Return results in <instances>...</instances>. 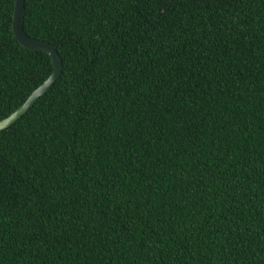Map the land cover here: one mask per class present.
<instances>
[{"label":"trees","instance_id":"1","mask_svg":"<svg viewBox=\"0 0 264 264\" xmlns=\"http://www.w3.org/2000/svg\"><path fill=\"white\" fill-rule=\"evenodd\" d=\"M0 0V119L51 73ZM62 70L0 130V264H264V0H25Z\"/></svg>","mask_w":264,"mask_h":264},{"label":"water","instance_id":"2","mask_svg":"<svg viewBox=\"0 0 264 264\" xmlns=\"http://www.w3.org/2000/svg\"><path fill=\"white\" fill-rule=\"evenodd\" d=\"M25 0H15L14 11L12 18V29L17 40L26 48L31 50L43 49L49 56L52 63V71L48 77L39 84L24 100V102L12 111L6 117L0 119V130L7 128L17 118L26 113L37 98L44 95L54 81L58 78L62 70V60L57 51L56 44H52L43 39H38L29 36L23 29V18H24Z\"/></svg>","mask_w":264,"mask_h":264}]
</instances>
